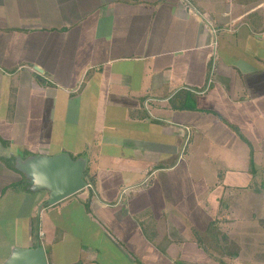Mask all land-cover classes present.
I'll list each match as a JSON object with an SVG mask.
<instances>
[{"label": "crops", "instance_id": "1", "mask_svg": "<svg viewBox=\"0 0 264 264\" xmlns=\"http://www.w3.org/2000/svg\"><path fill=\"white\" fill-rule=\"evenodd\" d=\"M263 128L264 0H0V264H238L218 187ZM64 152L94 183L49 206L15 157Z\"/></svg>", "mask_w": 264, "mask_h": 264}, {"label": "rangeland", "instance_id": "2", "mask_svg": "<svg viewBox=\"0 0 264 264\" xmlns=\"http://www.w3.org/2000/svg\"><path fill=\"white\" fill-rule=\"evenodd\" d=\"M263 131L264 128L260 129L262 137L261 135L250 136L253 140L252 149L241 141L236 145L237 149L234 152L240 159V165L234 168L236 172L229 173L225 171L223 165H219L221 171L224 169L221 174L224 180L219 183L218 189L233 188L235 190L226 192V204L230 205V217L234 220L232 234L237 237L240 246H230V249L231 252L236 251L239 254L241 251L243 261H250L249 264H264V229L259 222L264 219V153L258 157L257 152L259 149L264 151ZM89 146L92 148L91 143ZM254 150L257 164H250L249 157L253 156ZM212 229L209 234L211 236L213 234L214 238L217 229L215 227ZM207 240L208 243L205 241L203 243L214 247L212 237H208ZM234 243L236 244V241ZM216 247L222 259L220 253L224 250V246Z\"/></svg>", "mask_w": 264, "mask_h": 264}, {"label": "water", "instance_id": "3", "mask_svg": "<svg viewBox=\"0 0 264 264\" xmlns=\"http://www.w3.org/2000/svg\"><path fill=\"white\" fill-rule=\"evenodd\" d=\"M15 168L27 180L31 192H47V204L54 206L90 186L86 178L87 160L73 159L69 153L53 156L15 157ZM3 264H48L44 248H13Z\"/></svg>", "mask_w": 264, "mask_h": 264}, {"label": "trees", "instance_id": "4", "mask_svg": "<svg viewBox=\"0 0 264 264\" xmlns=\"http://www.w3.org/2000/svg\"><path fill=\"white\" fill-rule=\"evenodd\" d=\"M77 158V157H76ZM76 158H74L73 157V159H76ZM250 164H253V161H252V156H251V158H250ZM86 178L89 180V184H93L94 183V181H92V178H91V170H90V168L89 167H87V170H86ZM21 185V183L18 185V186H20ZM260 224H261V226L263 227V229H264V219H261L260 221ZM217 236H221L220 235V232L219 231H217ZM37 235V234H36ZM36 239V238H35ZM225 253V254H224ZM238 253H236V251L235 252H231V253H228L227 252V250L224 252V250L223 251H221V257H223V256H228V257H231V259H234V257L235 256H238L237 255ZM238 264H249L247 261H243V260H240V261H238Z\"/></svg>", "mask_w": 264, "mask_h": 264}]
</instances>
